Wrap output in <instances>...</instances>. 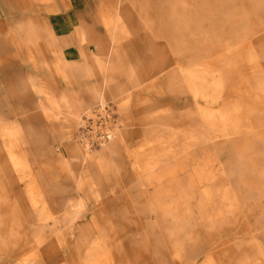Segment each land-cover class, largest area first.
Instances as JSON below:
<instances>
[{
    "label": "rangeland",
    "instance_id": "374dc122",
    "mask_svg": "<svg viewBox=\"0 0 264 264\" xmlns=\"http://www.w3.org/2000/svg\"><path fill=\"white\" fill-rule=\"evenodd\" d=\"M0 264H264V0H0Z\"/></svg>",
    "mask_w": 264,
    "mask_h": 264
},
{
    "label": "built area",
    "instance_id": "2783aa9c",
    "mask_svg": "<svg viewBox=\"0 0 264 264\" xmlns=\"http://www.w3.org/2000/svg\"><path fill=\"white\" fill-rule=\"evenodd\" d=\"M119 128L115 106L98 102L77 119L73 142L84 151H95L112 141Z\"/></svg>",
    "mask_w": 264,
    "mask_h": 264
},
{
    "label": "crops",
    "instance_id": "0c3cea01",
    "mask_svg": "<svg viewBox=\"0 0 264 264\" xmlns=\"http://www.w3.org/2000/svg\"><path fill=\"white\" fill-rule=\"evenodd\" d=\"M97 102H101V101L99 100V101H97ZM97 102H95V104H96ZM102 102H107V101H102ZM95 104H93V105H95ZM93 105H92V106H93ZM92 106H90V107H92ZM90 107H89V108H90ZM85 110H86V109H85ZM85 110H84V111H85ZM84 111H83V112H84ZM83 112H81L80 115H81ZM80 115H79V116H80ZM78 118H79V117H78ZM73 136H74V135H73Z\"/></svg>",
    "mask_w": 264,
    "mask_h": 264
},
{
    "label": "bare ground",
    "instance_id": "6f19581e",
    "mask_svg": "<svg viewBox=\"0 0 264 264\" xmlns=\"http://www.w3.org/2000/svg\"><path fill=\"white\" fill-rule=\"evenodd\" d=\"M46 259H47V261H51V256L50 255H46Z\"/></svg>",
    "mask_w": 264,
    "mask_h": 264
}]
</instances>
